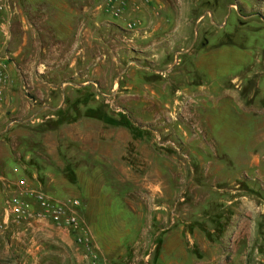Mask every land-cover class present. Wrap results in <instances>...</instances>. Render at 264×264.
I'll list each match as a JSON object with an SVG mask.
<instances>
[{
	"label": "crops",
	"instance_id": "1",
	"mask_svg": "<svg viewBox=\"0 0 264 264\" xmlns=\"http://www.w3.org/2000/svg\"><path fill=\"white\" fill-rule=\"evenodd\" d=\"M19 1L17 15L0 13V27L7 26L13 40L10 55L8 45L0 46V72L8 77L0 86V144H9L11 129L54 123L60 111H107L109 90L112 105L121 104L146 126H175L180 117L186 121L178 124L180 146L172 154L167 150L173 142L161 145L159 135L135 137L126 128L84 116L59 126L76 135L59 137L60 143L46 137L44 160L30 151L22 164L6 146L8 151L0 153L1 201L14 194L23 174L31 176V188L56 202L80 201L82 221L107 264H264V156L255 158L250 177L241 176L247 184L236 183L239 176L196 184L195 160L202 157L193 148L203 150L193 132L199 95L190 82L179 80L188 86L184 92L178 83H161L160 75L172 70L177 56L189 54L188 43L203 38L208 47V2L117 0L124 3V15L112 18L104 3ZM103 47L107 54L101 53ZM193 59L194 70L205 65L204 54ZM237 83L241 79L234 78L231 85L240 92ZM231 85L223 90L233 100L237 94ZM170 89L173 99L166 98ZM29 92L37 106L28 102ZM259 120L249 122L259 129L255 142L264 145V118ZM206 124L211 129L213 119ZM65 140L70 147L63 146ZM214 154L208 159H218ZM201 166L204 175L226 173L215 163ZM186 176L192 179H182ZM75 237L49 221H10L0 231V264H87Z\"/></svg>",
	"mask_w": 264,
	"mask_h": 264
},
{
	"label": "rangeland",
	"instance_id": "2",
	"mask_svg": "<svg viewBox=\"0 0 264 264\" xmlns=\"http://www.w3.org/2000/svg\"><path fill=\"white\" fill-rule=\"evenodd\" d=\"M13 2L18 10L20 1L14 0ZM107 2L108 0H86L84 6H89L93 3H96L97 6L103 3L106 5ZM206 2H208V21L206 22L208 23V47L205 48L203 46L206 44L203 38H201V41L188 43L184 49L192 48L189 54L183 53L177 56L172 70L168 73H163V76L160 75L163 77L161 78V83L163 85L178 83V89L184 92L188 86L180 84L179 80L190 82L193 83L192 88L199 95L198 98L194 99V106H196V109L201 108V111L196 110L193 113L198 124L193 132L196 133L197 143L202 146L203 150L193 148V151L197 152V157H202L195 160L198 166L195 178L196 184L208 186L220 183L221 179H234L238 176L241 181L236 180V183L247 184V181L243 178L245 176L250 177L253 172L252 168L255 158L264 156V145H258L255 142L256 137L259 135V129L255 128V122H249L258 118L261 121L264 118V0H206ZM181 3L185 4L184 2ZM123 15L124 8L121 17ZM110 16L115 18L112 15ZM32 21H34L33 17ZM17 22L18 20L15 21V24ZM37 23L40 24V22ZM15 34L18 35L16 32ZM12 44L13 40L12 36H10L5 50L9 55L13 51ZM108 50L107 47H103L101 53L105 52L107 54ZM201 53L204 54L205 65L196 71L192 61L194 60L193 58L202 55ZM234 78L241 79V83L236 84V86L241 87L240 92L234 91L236 89L231 85ZM228 84L231 85V89L237 94L233 100L224 96L225 90H223V87ZM100 90L103 91L102 89ZM110 91L105 97L109 109L104 111L108 115L126 117L136 128V137L148 135L156 138L159 135L164 139V142L161 139V145L168 141L173 142L169 144L170 148L167 151L170 154L175 152V149L180 146L175 142L180 131L178 124H181L182 120L186 121L184 118L178 117L179 119L175 120L176 127L169 122H166L167 124L163 126L164 128H158L156 125L146 126L145 123L141 122L139 116L125 111L121 104L117 105L114 103L112 105L110 102L111 98L108 97L111 93ZM169 93L170 95L166 97L167 99L176 97L174 89H170ZM253 94L255 95L254 99L250 101ZM26 96L31 106L38 105L37 101L31 97L30 92ZM237 97L239 98L237 99ZM30 100L34 103H31ZM225 105L229 106L231 110L221 112L220 110ZM208 107L210 110H208ZM208 117L213 119V127L209 130L208 124H206ZM242 118H245L244 121L246 122L243 127H241ZM173 119L172 117L171 120ZM10 133L13 134V137L9 138V144L6 146L10 149V152L16 154V159H20L22 164H26L25 161L30 151H36L42 158L41 160H44L46 137H52L54 142L60 143L62 140H59V137H64L68 134L76 135V132L73 131L72 133L70 129L61 130L59 128L50 132L44 131L40 127L35 128L26 124L22 125L14 133L13 129H11ZM49 141L52 142V140ZM6 146L0 144V153L8 151ZM63 146L70 147V144L67 143ZM181 151L184 152L185 150L181 149ZM208 153H217L214 155L218 159H208ZM183 162H186V160ZM201 163L205 165L215 163L223 167L226 173L224 176L204 175V168H202ZM134 164L138 167V174L141 173L142 161L139 159L134 160ZM21 178L27 182L31 180V176L27 174H23ZM183 178L185 181L192 179L189 176ZM197 194L198 196H203L201 194H204V192L197 190ZM0 217L1 219L3 218L2 212H0ZM261 229V237L263 238L261 241V252L264 254V221ZM0 231L2 230L0 229Z\"/></svg>",
	"mask_w": 264,
	"mask_h": 264
},
{
	"label": "built area",
	"instance_id": "3",
	"mask_svg": "<svg viewBox=\"0 0 264 264\" xmlns=\"http://www.w3.org/2000/svg\"><path fill=\"white\" fill-rule=\"evenodd\" d=\"M14 0H0V13L14 16L17 12ZM124 3L117 0H108L104 9L115 18H120L123 13ZM130 24L128 29L132 30ZM10 40L7 26L0 27V46H5ZM8 83V77L0 72V86ZM0 96H3L0 91ZM31 103H34L30 100ZM81 203L78 200L56 202L44 192L31 188L28 182L21 179L14 187V194L0 198V212L3 214V226L10 221L15 223H29L34 220L49 221L52 224L67 229L76 237L75 241L84 252L87 264H107L96 251L94 240L82 221L80 214ZM12 219V220H11ZM3 226L0 229H3Z\"/></svg>",
	"mask_w": 264,
	"mask_h": 264
},
{
	"label": "trees",
	"instance_id": "4",
	"mask_svg": "<svg viewBox=\"0 0 264 264\" xmlns=\"http://www.w3.org/2000/svg\"><path fill=\"white\" fill-rule=\"evenodd\" d=\"M83 116L102 121L108 126L126 128L131 131L135 137L137 136L135 133L136 128L128 119H126V117L121 115L119 117L114 118L113 116L108 115L104 111L103 107L98 110H89L83 113L78 110L66 112L60 111L57 113L58 120L56 122L43 125L40 128L44 129V131H53L58 129L59 126L64 124H71L75 122L78 118Z\"/></svg>",
	"mask_w": 264,
	"mask_h": 264
}]
</instances>
